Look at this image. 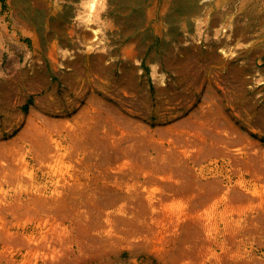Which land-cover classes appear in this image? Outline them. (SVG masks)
<instances>
[{
	"label": "rangeland",
	"instance_id": "1",
	"mask_svg": "<svg viewBox=\"0 0 264 264\" xmlns=\"http://www.w3.org/2000/svg\"><path fill=\"white\" fill-rule=\"evenodd\" d=\"M0 264H264V0H0Z\"/></svg>",
	"mask_w": 264,
	"mask_h": 264
},
{
	"label": "trees",
	"instance_id": "2",
	"mask_svg": "<svg viewBox=\"0 0 264 264\" xmlns=\"http://www.w3.org/2000/svg\"><path fill=\"white\" fill-rule=\"evenodd\" d=\"M253 136H256V135H253ZM261 141H263V139H261Z\"/></svg>",
	"mask_w": 264,
	"mask_h": 264
}]
</instances>
